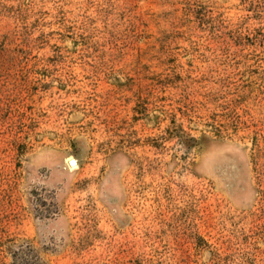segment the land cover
Masks as SVG:
<instances>
[{
	"label": "rangeland",
	"instance_id": "rangeland-1",
	"mask_svg": "<svg viewBox=\"0 0 264 264\" xmlns=\"http://www.w3.org/2000/svg\"><path fill=\"white\" fill-rule=\"evenodd\" d=\"M0 264H264V0H0Z\"/></svg>",
	"mask_w": 264,
	"mask_h": 264
},
{
	"label": "water",
	"instance_id": "water-1",
	"mask_svg": "<svg viewBox=\"0 0 264 264\" xmlns=\"http://www.w3.org/2000/svg\"><path fill=\"white\" fill-rule=\"evenodd\" d=\"M72 163L74 164V163H75V161H72Z\"/></svg>",
	"mask_w": 264,
	"mask_h": 264
}]
</instances>
